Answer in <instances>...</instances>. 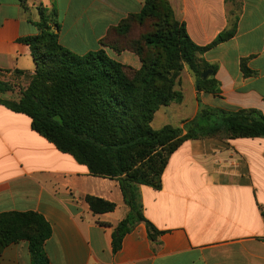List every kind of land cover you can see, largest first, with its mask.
<instances>
[{"label": "crops", "instance_id": "1", "mask_svg": "<svg viewBox=\"0 0 264 264\" xmlns=\"http://www.w3.org/2000/svg\"><path fill=\"white\" fill-rule=\"evenodd\" d=\"M167 1L197 46L210 44L228 26L225 0ZM236 2L234 36L202 55L216 67L219 94L198 92L184 67L182 102L160 107L152 129H182L201 107L254 109L264 115V0ZM143 3L0 0V73H33L30 49L20 39L38 33L39 7L54 11L64 48L77 55L102 48L121 64L139 69L135 54L117 55L99 41L109 28L139 13ZM242 60L252 75H243ZM138 192L143 217L162 234L151 242L138 223L113 253L111 234L129 211L118 181L91 176L86 166L35 132L29 117L0 104V214L43 217L51 228L43 244L49 264H264V138L187 140L169 157L161 188L140 185ZM86 196L115 208L95 215ZM0 264H29L27 242L5 247Z\"/></svg>", "mask_w": 264, "mask_h": 264}, {"label": "trees", "instance_id": "2", "mask_svg": "<svg viewBox=\"0 0 264 264\" xmlns=\"http://www.w3.org/2000/svg\"><path fill=\"white\" fill-rule=\"evenodd\" d=\"M225 4L230 8L227 28L200 47L189 39L167 0H144L139 13L109 28L99 41L117 55L135 54L139 69L121 64L102 48L83 55L64 48L58 40L54 11L42 7L34 23L38 33L20 39L30 49L34 71L31 75L15 71L27 84L15 98H0V104L29 117L35 132L86 166L91 176L118 181L129 211L111 234L113 253L138 223L144 224L151 242L162 234L143 217L138 186L159 190L168 159L182 143L220 136L226 140L264 138V115L254 109L231 112L201 107L182 129L151 127L160 107L182 102L179 84L184 67L195 81L209 70L210 75L199 80L197 91L219 94L216 67L202 55L235 34L239 5L236 0H225ZM240 68L244 76L253 74L243 60ZM13 92V86L0 82V94ZM84 200L95 215L115 208L96 197ZM50 235L49 224L35 212L0 214V254L8 245L25 241L29 264H49L43 244Z\"/></svg>", "mask_w": 264, "mask_h": 264}, {"label": "rangeland", "instance_id": "3", "mask_svg": "<svg viewBox=\"0 0 264 264\" xmlns=\"http://www.w3.org/2000/svg\"><path fill=\"white\" fill-rule=\"evenodd\" d=\"M228 9H230V8H228ZM171 10H172V8H171ZM145 27H146V30H150V23H146ZM0 82L8 83L11 86H13V88H14L13 93H2V94H0V98H4V99H12V98L18 96V91L20 89H23L27 84V80L25 78H23L21 76L17 77L14 74L7 75L6 73H0ZM155 125L156 124H154V126Z\"/></svg>", "mask_w": 264, "mask_h": 264}, {"label": "water", "instance_id": "4", "mask_svg": "<svg viewBox=\"0 0 264 264\" xmlns=\"http://www.w3.org/2000/svg\"><path fill=\"white\" fill-rule=\"evenodd\" d=\"M210 73H211V72H210L209 70L204 71V72L201 74L199 80H205V79L210 75ZM199 80L195 81V89H196V90H197V85H198Z\"/></svg>", "mask_w": 264, "mask_h": 264}]
</instances>
